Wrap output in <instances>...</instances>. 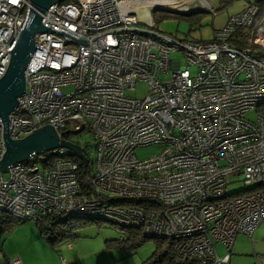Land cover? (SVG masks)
<instances>
[{
  "label": "built area",
  "instance_id": "built-area-1",
  "mask_svg": "<svg viewBox=\"0 0 264 264\" xmlns=\"http://www.w3.org/2000/svg\"><path fill=\"white\" fill-rule=\"evenodd\" d=\"M209 2L63 0L43 13L42 26L86 46L56 32L35 36L9 138L47 125L60 140L65 129L88 130L94 161L81 148L84 166L58 147L11 165L0 172V213L103 222L119 240L136 231L172 242L178 258L229 264L235 239L264 222V12L249 4L206 42L164 34L152 17L157 8L215 15ZM29 8L28 0H0V79ZM137 83L146 85L142 99L126 95ZM150 145L163 149L137 159L136 148ZM4 153L0 118V161ZM228 176L249 189L228 194Z\"/></svg>",
  "mask_w": 264,
  "mask_h": 264
},
{
  "label": "rangeland",
  "instance_id": "rangeland-1",
  "mask_svg": "<svg viewBox=\"0 0 264 264\" xmlns=\"http://www.w3.org/2000/svg\"><path fill=\"white\" fill-rule=\"evenodd\" d=\"M210 1L209 3L215 4L218 9L215 15L203 12L193 13L190 14L193 15L190 17L192 21H189L188 18L177 16L170 17L166 11L157 8L152 13L156 29L164 34L175 36L177 39L196 42L210 41L213 38L214 32L221 30L231 16L242 12L249 4L255 3L257 0H232L231 4L226 7L220 6L217 0ZM172 58L182 60L179 54L173 55ZM181 64L182 66L184 65V60ZM194 71L195 70L192 69L191 72L194 73ZM161 78L168 79L169 76H162ZM72 90V87L62 89L64 93H69ZM145 94L146 85L143 83H137L133 92H126L127 96L137 99H142ZM247 116L248 119L251 120H254L256 117L254 113H249ZM71 141L79 144V146L83 148L88 155L90 163L94 161V142L89 134L85 132L72 134ZM162 149V145L138 147L135 150V156L139 160L148 159L159 154ZM227 182L230 184L226 188L228 194H234L249 189V187L244 186V183L237 180L234 176H228ZM63 221L67 222L66 219H63ZM82 223L84 222L80 220H71L69 224L66 225V228H63L62 225L53 227L56 232L55 234H57L58 237L61 235L58 240H67L64 243H72L73 252L71 255L73 259L79 261V264H145L155 252L156 241L154 239H147L137 248L116 247L114 243L109 245L106 244V242H114L119 239V235L111 225L103 222L94 224ZM11 227L15 228L14 231L11 232V228H6L7 230L4 231V233H0V243L8 241L12 249L14 248L13 252L9 249V252L4 253L7 257H10L9 261L11 264L15 258H18L22 264L20 255H23L24 251L20 248L26 250L29 246L31 250L28 251V253L31 254L25 257L29 256L31 259L41 256L42 253L47 251L46 248H44L47 242L41 238L39 239L41 233L39 229L40 225L37 222L30 220L22 223H14ZM65 245L66 244H62L61 246ZM15 252L16 254H14ZM58 253L60 255L62 254L60 251H58ZM223 254L224 252L221 255ZM3 256L4 255L0 253V259H2Z\"/></svg>",
  "mask_w": 264,
  "mask_h": 264
},
{
  "label": "water",
  "instance_id": "water-1",
  "mask_svg": "<svg viewBox=\"0 0 264 264\" xmlns=\"http://www.w3.org/2000/svg\"><path fill=\"white\" fill-rule=\"evenodd\" d=\"M63 0H28L30 8L27 22L20 31L14 49L10 51L11 57L5 75L0 79V118L3 123V139L5 153L0 161V172L7 173L11 165L26 161L30 155L57 149H68L83 163L88 160L81 147L65 140H60L51 125L32 131V134L21 140H11L8 135L9 116L17 106V99L25 93V71L34 52L35 36L44 31L67 36L84 47L85 41L70 37L63 32L46 28L41 24L43 13L52 5Z\"/></svg>",
  "mask_w": 264,
  "mask_h": 264
},
{
  "label": "trees",
  "instance_id": "trees-1",
  "mask_svg": "<svg viewBox=\"0 0 264 264\" xmlns=\"http://www.w3.org/2000/svg\"><path fill=\"white\" fill-rule=\"evenodd\" d=\"M217 2L220 4V6L226 7L227 5L231 4L232 0H217ZM261 13L260 15H262V13L264 12V0H257L255 2ZM218 11V9H217ZM168 16L172 17V16H177V17H181V18H188L189 21H192V19L190 17H192L193 15H186V14H174V13H168ZM174 37V36H173ZM185 40V39H184ZM235 44H241L239 41L235 40L233 41ZM62 138L65 139L66 141H71V136L72 134H70L69 131H67V129L63 130L62 132ZM86 134L89 133L88 130H86L85 132ZM79 145V144H78ZM84 154L87 155L85 153V151L83 150ZM88 157V155H87ZM77 161V160H75ZM78 162V161H77ZM90 164L87 168H84L82 165H80V173L81 174H86L89 172L90 170ZM63 219H66L67 222H64ZM71 220H78V219H69V218H63V217H46L44 219H42L41 221L37 222L40 227V233H41V237L50 245V246H54V245H59L60 243L66 242L65 240H58V238L61 237V235H59V237L57 236V234H55V230L53 229L54 226L57 225H62L63 228H66V225L69 224V221ZM79 221V220H78ZM83 221L84 223L82 224H94L97 223L95 221H87V220H80ZM22 223V222H26V221H18L17 219H14L8 215H5L3 213H0V225H2V227L5 228H11V225L14 223ZM72 225V224H70ZM7 229H5L6 231ZM147 240V238L143 237L140 233L136 232V231H131L128 232L127 237L124 240H117L114 242H106L107 245L114 243V245L117 247H121V248H137L140 247L145 241ZM156 241V248H155V252L152 255V257H150V259H148L145 264H197L198 261L194 260V259H187V258H178L175 254H174V245L172 242H168L166 240H155ZM57 243V244H56Z\"/></svg>",
  "mask_w": 264,
  "mask_h": 264
},
{
  "label": "crops",
  "instance_id": "crops-1",
  "mask_svg": "<svg viewBox=\"0 0 264 264\" xmlns=\"http://www.w3.org/2000/svg\"><path fill=\"white\" fill-rule=\"evenodd\" d=\"M5 229L6 228L0 225L1 234L4 233ZM14 229L15 228L11 229V232L14 231ZM40 238L44 240L41 236L39 239ZM5 243H0V253L4 255L3 258L0 259V264H11L9 261L10 257H7L4 253L9 252V249L13 252L14 248L12 249L8 241ZM62 244L66 245L61 246ZM44 248H46L47 251L42 253L41 256L34 257V259H31L29 256L25 257L26 255L31 254L28 253V251L31 250L29 246L26 250L20 248L24 251L23 255H20L22 264H79L78 260L72 258L71 253L73 252V247L70 242H63L52 247L46 243ZM216 250L219 255L224 252V248L220 244L216 245ZM58 251L62 254L60 255ZM14 254H16V252ZM229 264H264V222L256 229L251 237L239 235L235 239L231 249Z\"/></svg>",
  "mask_w": 264,
  "mask_h": 264
},
{
  "label": "bare ground",
  "instance_id": "bare-ground-1",
  "mask_svg": "<svg viewBox=\"0 0 264 264\" xmlns=\"http://www.w3.org/2000/svg\"><path fill=\"white\" fill-rule=\"evenodd\" d=\"M170 9H174L175 8V6L173 5V4H170Z\"/></svg>",
  "mask_w": 264,
  "mask_h": 264
}]
</instances>
